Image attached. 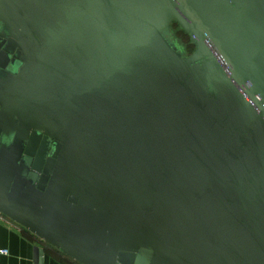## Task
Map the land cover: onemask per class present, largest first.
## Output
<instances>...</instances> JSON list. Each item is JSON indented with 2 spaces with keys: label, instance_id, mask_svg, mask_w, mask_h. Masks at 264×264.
<instances>
[{
  "label": "water",
  "instance_id": "water-1",
  "mask_svg": "<svg viewBox=\"0 0 264 264\" xmlns=\"http://www.w3.org/2000/svg\"><path fill=\"white\" fill-rule=\"evenodd\" d=\"M0 37V215L78 264H264V0H0Z\"/></svg>",
  "mask_w": 264,
  "mask_h": 264
},
{
  "label": "crops",
  "instance_id": "crops-1",
  "mask_svg": "<svg viewBox=\"0 0 264 264\" xmlns=\"http://www.w3.org/2000/svg\"><path fill=\"white\" fill-rule=\"evenodd\" d=\"M34 246L44 249L43 264H78L9 219L0 220V264H33Z\"/></svg>",
  "mask_w": 264,
  "mask_h": 264
},
{
  "label": "rangeland",
  "instance_id": "rangeland-1",
  "mask_svg": "<svg viewBox=\"0 0 264 264\" xmlns=\"http://www.w3.org/2000/svg\"><path fill=\"white\" fill-rule=\"evenodd\" d=\"M171 32L173 38L185 47V55L190 54L194 50V46L190 43L187 35L182 32L178 25L174 24L171 26Z\"/></svg>",
  "mask_w": 264,
  "mask_h": 264
},
{
  "label": "flooded vegetation",
  "instance_id": "flooded-vegetation-1",
  "mask_svg": "<svg viewBox=\"0 0 264 264\" xmlns=\"http://www.w3.org/2000/svg\"><path fill=\"white\" fill-rule=\"evenodd\" d=\"M174 24H176V23H172L171 26L174 25ZM176 25H177V24H176ZM6 42H7V38L0 37V46H1V47H2ZM1 47H0V50L2 49ZM12 56H13V55H12ZM13 57H14V56H13ZM13 57H11V59H13ZM11 59H9V61H8V66L11 65V64H10L11 61H12Z\"/></svg>",
  "mask_w": 264,
  "mask_h": 264
},
{
  "label": "trees",
  "instance_id": "trees-1",
  "mask_svg": "<svg viewBox=\"0 0 264 264\" xmlns=\"http://www.w3.org/2000/svg\"><path fill=\"white\" fill-rule=\"evenodd\" d=\"M179 27V26H178ZM180 28V27H179ZM181 29V28H180ZM182 32H184L183 30H182ZM185 33V32H184ZM186 34V33H185ZM187 35V34H186ZM173 36V35H172ZM188 37V36H187ZM188 39H189V37H188ZM177 41V40H176ZM189 41H190V39H189ZM178 42V41H177ZM190 43L193 45V43L190 41ZM182 45V44H181ZM183 46V50H184V54H185V47H184V45H182ZM194 46V45H193ZM58 251V250H57Z\"/></svg>",
  "mask_w": 264,
  "mask_h": 264
},
{
  "label": "built area",
  "instance_id": "built-area-1",
  "mask_svg": "<svg viewBox=\"0 0 264 264\" xmlns=\"http://www.w3.org/2000/svg\"><path fill=\"white\" fill-rule=\"evenodd\" d=\"M1 219H7V218H5L4 216L0 215V220H1ZM2 253H7V251L4 250V251H2Z\"/></svg>",
  "mask_w": 264,
  "mask_h": 264
}]
</instances>
